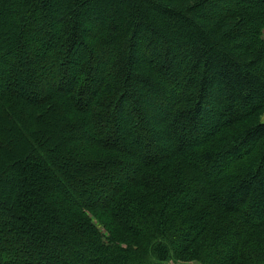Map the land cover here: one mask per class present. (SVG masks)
Segmentation results:
<instances>
[{"label": "trees", "instance_id": "1", "mask_svg": "<svg viewBox=\"0 0 264 264\" xmlns=\"http://www.w3.org/2000/svg\"><path fill=\"white\" fill-rule=\"evenodd\" d=\"M138 1L170 20L150 28L141 19L103 22L139 7L135 0H118L119 11L83 2L77 14L57 19L66 32L55 51L53 38L39 42L42 33L30 25L33 3L0 0L2 32L22 28L37 60L21 53L16 72L51 90L26 97L4 88L0 75V121L22 143L8 151L0 143V166L30 150L27 179L41 185L42 204L37 212L23 192L13 197L16 210L0 197L11 224L0 229V264H50L42 256L53 244L15 220L51 219L74 238L55 248L54 264H264V0H233L217 13L207 6L224 0ZM48 3L55 14L59 5ZM5 58L1 52L0 63ZM128 116L142 148L122 136L131 131ZM58 122L68 131L59 143L49 131ZM48 146L61 162L50 159ZM72 165L82 171L71 175ZM199 166L213 170L207 175ZM101 175L109 190L98 200ZM46 176L53 182L43 185ZM15 177L0 176V196L13 193ZM89 183L98 186L91 191ZM73 246L83 260L71 262Z\"/></svg>", "mask_w": 264, "mask_h": 264}, {"label": "rangeland", "instance_id": "2", "mask_svg": "<svg viewBox=\"0 0 264 264\" xmlns=\"http://www.w3.org/2000/svg\"><path fill=\"white\" fill-rule=\"evenodd\" d=\"M101 4H109L111 6V8H115L117 9V11H119L118 8V0H100ZM152 3L155 2V4H159V0H150ZM28 6H30L29 8H31L32 3L35 6L32 9V14L31 15V19H30V25L33 26L34 28H36L38 31H40L41 34V38L39 40V42L43 41L44 37H48V38H53L54 44L49 45V49L50 50H57L60 47L64 46V41H63V37L65 35V27L64 24L62 23V25L59 26V22L57 21V19L59 18H65L68 17L69 14H77V11L81 8L82 3L86 2V4L88 5H92V3L94 2V0H26ZM47 2H49L48 4H54L57 3L59 5V7L57 8V12H55V14L53 12H51V14L48 13L47 10H45L47 8ZM149 2V1H148ZM230 3H235V1L233 0H224V1H220V2H216L213 1L212 4H209L207 6V10H212L215 11L217 13V9H224L229 7ZM135 4H137L139 7V11L138 12H130V13H125L124 15H121V13H118L116 17L113 18V16L111 14H108V16L103 17V22H116V23H122L127 19L128 23L131 21H134L136 19H141L142 22L144 24H146V27L150 28V25L152 27L157 26L159 24V20H170L169 17L165 16V13L161 12L160 10L155 9L154 7L150 8L149 3L147 2H140L138 0H135ZM10 4H8L7 6H9ZM164 7H166V4H161ZM159 6V8H161L162 6ZM104 6V5H103ZM156 6V5H155ZM235 6V5H234ZM169 7V6H167ZM206 10V9H205ZM204 9L201 10V13L206 12ZM59 11V12H58ZM175 11V10H174ZM116 14V13H115ZM93 12H91V16H93ZM78 16H76L77 18ZM215 19V17H213ZM61 19V20H62ZM26 20V19H25ZM24 20V23H25ZM23 23V25H25ZM24 28V27H23ZM240 30V26L237 27V29H235V32H238ZM3 31V27H1L0 25V53H5L6 54V58L3 62L0 63V68L3 70L2 73H0L1 75V80H2V84L3 86L5 85L4 88H8V89H21V93L28 97V96H34L35 95H39L41 96V94L43 92H50L51 90H49L47 88V86L43 87L42 89L41 86L35 84L36 81L32 80L33 78H30L25 76V74H18L20 72H16L18 70V68L16 67V60L19 59V56L22 55L21 53H23V56L29 57L32 59V61L37 62V60L35 58H32L31 56V52H30V47H32L30 44H28V42L24 39V32H22V28L21 31H19L18 29L14 28L12 30V32H2ZM166 32V31H165ZM60 40V41H59ZM237 42V41H235ZM43 44V43H42ZM60 44V45H59ZM3 45V46H2ZM45 45V44H43ZM44 48H47L46 46H43ZM34 59V60H33ZM54 75H56V78L60 77V71L57 70L55 72V74H52V76L54 77ZM52 76H50V78H52ZM33 82V83H32ZM46 85V84H45ZM48 85V84H47ZM206 118V122H207V127L209 126L208 124L210 123V120H213V116L212 114L208 113L204 115ZM260 121L264 122V112L260 115ZM133 124V120L130 116H128L127 120H126V128L129 130H131V127ZM206 125V124H205ZM206 126L203 127V129L201 128V131H206L208 130ZM151 131H158L159 132V127L157 126H152ZM88 128H81L78 129V131H81V133H85V134H89V132L87 131ZM108 130V129H107ZM50 132H54V136L56 135V141L57 143H59V139L61 137H63L65 134L68 133L67 131V127L64 125V123H57V126H53L49 129ZM129 134L126 135H122L123 138H125L126 140L132 142L133 144H135L136 147L138 148H142V146H144V142L142 139L135 137L133 131H129ZM186 134L185 132L182 134L184 135ZM0 135H2L3 140H0V143L4 146V149L6 151H8L9 147H19L21 146V141L19 139V136L17 135V133L11 129V124L7 123L6 121H0ZM181 137V136H180ZM183 137V136H182ZM179 138V134L177 136H175V139L178 140ZM197 143V141H196ZM163 145H166V143L164 142ZM49 149V156L50 159L52 161H59L61 162V157L60 155H55V149L52 148V146H48ZM54 149V150H52ZM28 150V149H27ZM24 151V154L21 155L19 160H16L15 158H9L8 160H6L4 163H2V165L0 166V176H5V177H9L12 173L14 174V177L16 178V181L14 183V190L13 193H4L2 191L1 196L2 199L3 197L9 201L10 206H13L14 208H16V210L18 209L16 207L15 201L18 199V196H21L23 194V192H25L24 197L25 199L27 198V200H31L33 199V203L31 204V207L33 206L34 210H37V212H41L42 211V204L39 203L37 201V197H38V193L37 191L39 190L38 187L41 188V185H35V182L33 180V178L31 179H27L31 173V170L28 169L27 165L28 164H32L34 162V158L35 157H31V152L29 151ZM9 156V154L7 155ZM7 158V157H6ZM29 158H32L29 159ZM12 160L13 162H16L14 166H9L10 160ZM41 170H44L43 168H40ZM81 166L78 165H72L70 168H68V172H71V175H74L77 173V171L81 170ZM199 169L202 173H205L207 175H210V171L212 172V170H207L202 166H199ZM72 170V171H71ZM45 171V170H44ZM82 171V170H81ZM43 172V171H42ZM112 172V171H111ZM132 173V169L130 167H125L123 168V174L125 176L131 175ZM33 175V174H32ZM70 176V174H69ZM26 179L28 181L27 185H29V181L31 182V185H29L31 188H29L30 190L26 189V184H20V182L22 181V179ZM108 178V175H105L103 177V175H101V177H98L97 179H95V181L99 182V185H102L101 187H98V190L100 191L97 192L99 194H97V196L95 197L96 199L100 200L102 198H104L106 195H108V190L104 183V179L106 180ZM116 181H121L123 179L122 173L119 174L118 176L115 175L114 179ZM68 181H70L69 179H66ZM23 182V181H22ZM43 185L45 184H51L53 182V180L46 176L44 177V181H42ZM97 183H89L87 185L86 189L89 190H94L96 188ZM17 187V189H15ZM107 187H110L107 184ZM82 188L84 189V186H82ZM38 189V190H37ZM81 187L77 186V190H80ZM41 190V189H40ZM14 196L17 197V199L15 198L14 200ZM189 196L192 197V195L189 193ZM91 198L88 197L86 198V200H90ZM92 200V199H91ZM6 211L4 210H0V229H5L7 226H10L11 224H8L6 222L7 216H6ZM21 214V213H20ZM17 221L16 224H21L22 226L26 227L29 226V228L31 229V233H32V238H34L35 240L37 239H42L46 237V242H49L47 244L52 245V249L50 248V250L47 252H43V258L49 262L50 264H54V261L56 263L57 258H55L56 255H58V252H56L55 248H58L60 251L65 250L66 247V243L69 244L70 246L73 245L72 243L74 242V238L72 236V233L67 232V230H65L64 228L61 227V225L57 224V222H55L54 220H49L47 223H43L42 225H39V222H35V221H22V222H18L19 220H15ZM15 225V223L13 224ZM66 231V232H65ZM49 237V238H47ZM65 241V242H63ZM81 244V243H80ZM81 246V245H80ZM74 247V246H73ZM76 247H74V251L76 252L75 254H73L72 256L74 258L71 259V262H75L77 260H83V258L86 256L80 251L75 250ZM82 248V247H81ZM83 249V248H82ZM76 255V256H75ZM178 263L176 264H181L179 263V261H177ZM46 263V262H45ZM63 264H69V260H63ZM172 264V263H170ZM183 264V263H182Z\"/></svg>", "mask_w": 264, "mask_h": 264}]
</instances>
